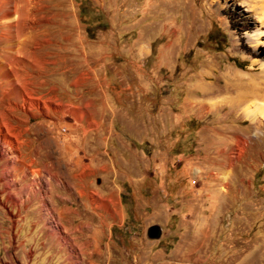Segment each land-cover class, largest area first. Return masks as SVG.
<instances>
[{
  "label": "rangeland",
  "instance_id": "obj_1",
  "mask_svg": "<svg viewBox=\"0 0 264 264\" xmlns=\"http://www.w3.org/2000/svg\"><path fill=\"white\" fill-rule=\"evenodd\" d=\"M263 10L0 0V67L27 41L31 93L0 100L19 141L0 140V264H264V126L243 114Z\"/></svg>",
  "mask_w": 264,
  "mask_h": 264
},
{
  "label": "bare ground",
  "instance_id": "obj_2",
  "mask_svg": "<svg viewBox=\"0 0 264 264\" xmlns=\"http://www.w3.org/2000/svg\"><path fill=\"white\" fill-rule=\"evenodd\" d=\"M262 12H261V15L263 16L264 13H262ZM257 15H258V13H257ZM4 42L7 44L8 50L13 52V55L12 56L9 55L11 58H7V60H5L6 65L0 67V78L2 80H5V82L6 81L8 82V86H7V88H5L3 90L2 99H0V100H1V102H3L4 98H9L10 96H14L16 98H21L24 100H26V99L29 100V99H31L30 98L31 93L28 92V90H27V86H29V85H27V78L28 77L27 78H24V77L21 78V76L19 75V72H18V66L19 65H23V68H24V66H26L24 64V60L21 58H23L24 56L27 55V50H28L27 49V43L28 42L25 40L24 41H18V39H15V38H11V39L5 38ZM28 53H29V51H28ZM30 58H31V55H30ZM10 59H12V60H10ZM262 97H264V93H262L259 88H251L249 90L248 95H247V98H248L247 104L243 106V114H244L246 120H248L249 122H251L253 124H258L260 126H264V104H256V103H254L253 100L258 99V98H262ZM2 104H4V102ZM9 111H10V107L8 104V106L6 107V110H4V111L2 110L0 112V140L4 144H7L12 149L13 152H16V144L19 141H17L18 140L17 135L12 133V130L14 128L8 122V120H9L8 119V112ZM257 134H258V132L256 131L255 136H257ZM245 143L246 144L248 143L247 140L245 141ZM1 146H3V145H1ZM8 146L6 148H9ZM17 152L19 153V151H17ZM1 157H3V156H1ZM13 157H14V158H12L13 160H11L12 164L16 165L17 162H15V159L17 158V156L15 155ZM4 158H6V157H4ZM8 165L10 167L9 163H8Z\"/></svg>",
  "mask_w": 264,
  "mask_h": 264
},
{
  "label": "crops",
  "instance_id": "obj_3",
  "mask_svg": "<svg viewBox=\"0 0 264 264\" xmlns=\"http://www.w3.org/2000/svg\"><path fill=\"white\" fill-rule=\"evenodd\" d=\"M152 107H153V105H152ZM169 129H168V127H167V129H166V131H165V133H164V135L165 136H168L169 135V131H168ZM165 138H167V137H165ZM168 139V138H167ZM173 145V144H172ZM171 150V148H168L167 149V152L168 151H170ZM226 163V162H225ZM145 172V171H144ZM142 174H143V169L141 170V168H137V173H136V176H142ZM173 176L171 177L172 178V181L174 182V184L173 185H175L176 186V189H175V195H177V196H180V194H182L183 193V191H182V189H181V186H179V184H177L178 183V180H179V174H177L176 173V169H175V171H174V173L172 174ZM210 195V194H209ZM97 196H98V198H101V199H104V197L103 196H101L99 193H97ZM30 209L28 208L27 210H26V212H28ZM94 210H96V211H99L100 210V208H95L94 207ZM67 213L66 214H70L68 211H66ZM176 213H178V211H176ZM57 216V215H56ZM99 216L101 217L102 215H100L99 214ZM58 218L60 219V218H64V215H63V213H58ZM32 227H35V224H33L32 225Z\"/></svg>",
  "mask_w": 264,
  "mask_h": 264
},
{
  "label": "water",
  "instance_id": "obj_4",
  "mask_svg": "<svg viewBox=\"0 0 264 264\" xmlns=\"http://www.w3.org/2000/svg\"><path fill=\"white\" fill-rule=\"evenodd\" d=\"M157 234H158V233H157V231H156L155 233H152L151 235H153V236H157Z\"/></svg>",
  "mask_w": 264,
  "mask_h": 264
}]
</instances>
